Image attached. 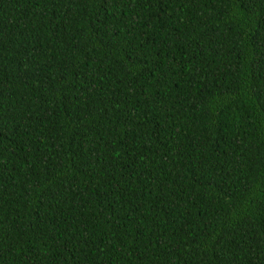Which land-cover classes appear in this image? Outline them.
<instances>
[{
    "label": "trees",
    "instance_id": "obj_1",
    "mask_svg": "<svg viewBox=\"0 0 264 264\" xmlns=\"http://www.w3.org/2000/svg\"><path fill=\"white\" fill-rule=\"evenodd\" d=\"M0 264H264V0H0Z\"/></svg>",
    "mask_w": 264,
    "mask_h": 264
}]
</instances>
